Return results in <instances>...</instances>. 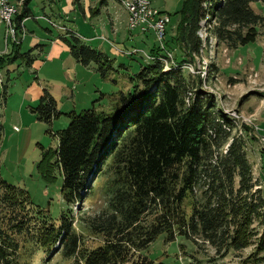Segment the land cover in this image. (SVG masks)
I'll list each match as a JSON object with an SVG mask.
<instances>
[{
    "label": "trees",
    "instance_id": "trees-1",
    "mask_svg": "<svg viewBox=\"0 0 264 264\" xmlns=\"http://www.w3.org/2000/svg\"><path fill=\"white\" fill-rule=\"evenodd\" d=\"M30 2L23 0L14 17L18 28L30 16ZM255 3L264 0H185L175 33L179 50L189 61L199 55L202 23L217 46L235 50L255 43L264 28V17L251 8ZM68 35L61 39L77 64H94L101 78L114 69L108 55ZM19 46L0 58V69L17 60L30 67L36 60L33 52L40 46L25 53ZM184 63L189 62L167 72L159 62L141 66L111 112L65 114L69 122L56 133V148L41 149L37 170L47 184L61 176L67 205L82 201L94 178L105 176V207L78 220L102 244L83 248L70 211L54 224L26 191L0 178V264H26L22 260L38 251L58 250L82 264H153L143 252L161 235L166 242L180 236L208 245L221 256L253 245L248 259L255 262L248 264L263 262L264 198L247 159L250 133L246 127L238 132L237 122L217 114L203 93H192L193 83L181 71ZM31 109L47 124L62 115L45 89Z\"/></svg>",
    "mask_w": 264,
    "mask_h": 264
},
{
    "label": "rangeland",
    "instance_id": "rangeland-1",
    "mask_svg": "<svg viewBox=\"0 0 264 264\" xmlns=\"http://www.w3.org/2000/svg\"><path fill=\"white\" fill-rule=\"evenodd\" d=\"M9 1L17 5L16 0ZM82 1L85 5L90 1L93 7L94 3H98L94 9L99 13L87 12L84 15L78 5H72L74 0H55L54 3L31 0L29 3L30 16L23 22L25 35L20 51H29L32 42H37L42 49L52 45L53 50L50 58L45 57L46 52L44 55L33 52L35 58L47 63L37 70L35 68L39 63L35 62L34 69L37 71L27 68L22 60L5 63L4 68L0 69V178L9 185L26 191L33 205L54 224H58L62 213L70 211L74 219L73 228L82 237V247L89 250L101 245L102 240L91 235L78 224V220L105 207L103 186L106 178L103 175L94 178L90 193L79 203L67 205L61 196V176L56 174V181L47 184L37 170L41 149L56 148L58 142L55 135L66 128L69 122L65 114L79 113L91 108L105 113L111 112L118 94L130 90L133 85L131 78H134L141 66L150 62L146 55L160 44L153 33L133 32L131 40L129 39L126 15L119 1L108 0V4L100 9L97 8L100 6L99 0ZM184 1L151 0L152 8L170 16L163 42L165 54H169L170 61L174 63L170 67H177L183 60L189 62L191 69L181 71L193 83L195 89L192 93L200 91L213 105L217 114L222 113L234 119L238 124V132L243 130L242 127L248 129L250 139L246 148L247 159L252 166L256 188L260 189L264 198V151L256 137L264 136V28H259L255 43L228 50L224 45L217 46L215 39L204 31L205 25L200 24V31L197 33L201 42L199 55L193 56V60L189 61L175 41ZM17 7L19 14L22 5ZM251 8L264 17V3L252 4ZM110 21L114 24L113 27ZM3 31L4 27L1 25L0 52H3L5 45ZM68 32L78 34L85 44H96V41L90 40L98 36L112 41L111 48L117 51H109V47L103 44V53L106 51L105 54L114 61V69L105 78H101L94 64L89 68L77 65L73 69L62 66L61 61L57 62V50L60 46L68 53L66 43L59 37H69ZM134 51L137 52L130 55ZM159 52L160 50L157 54ZM33 72L38 76L41 90H47L55 100L57 113L62 114L49 124L38 121L29 112L30 108H27V105L35 106L39 98L37 95L31 101V98L26 99L24 96V90L29 84L38 86ZM1 84H8L6 89L11 93L6 104L3 102L6 96L2 93ZM253 251L252 245L244 251L229 252L226 256H221L208 245H196L180 236L172 242H166L165 236L161 235L143 254L153 264H248L254 261L248 259ZM22 263L82 264L73 258H64L59 250L50 255L38 251L31 259H23ZM258 264H264V260Z\"/></svg>",
    "mask_w": 264,
    "mask_h": 264
},
{
    "label": "built area",
    "instance_id": "built-area-1",
    "mask_svg": "<svg viewBox=\"0 0 264 264\" xmlns=\"http://www.w3.org/2000/svg\"><path fill=\"white\" fill-rule=\"evenodd\" d=\"M16 1L18 6L23 4V0ZM120 3L127 15L126 27L128 32H137L140 34L153 33L160 44L158 47L160 50L159 54H145L147 59H149L150 62H159L163 66V71H169L172 68L170 65L174 63L170 61V55L165 54V48L163 45L165 28L170 21L169 16L152 8L151 0H120ZM17 5H14L9 0H0V26L2 25L5 29L4 42L6 45L8 42L11 44L21 43L25 35L23 21L20 22L19 28L13 21L15 15L18 14ZM202 24L203 26L205 25V23ZM204 31H206L205 26ZM135 52L137 51L131 52L130 55ZM191 67L190 63H184L181 66V70H190ZM262 103V111L264 112V102ZM248 123L250 122L248 121ZM14 130L17 131L16 128H14ZM256 137L264 151V136L256 135Z\"/></svg>",
    "mask_w": 264,
    "mask_h": 264
},
{
    "label": "crops",
    "instance_id": "crops-1",
    "mask_svg": "<svg viewBox=\"0 0 264 264\" xmlns=\"http://www.w3.org/2000/svg\"><path fill=\"white\" fill-rule=\"evenodd\" d=\"M117 1H119L120 2V0H117ZM99 4H100V6H98L97 8H102V6H105V5H107L108 4V0H105V3L102 5V3L100 2V0H99ZM121 4V3H120ZM72 5H74V6H76V5H78L79 6V9L82 11V13L84 14V15H87V12H90L91 14H98L99 12L97 11V10H95L94 9V7H95V5H98V3L96 4V3H94V7L93 6H91V2L89 1V2H86V5L84 4V1H82V0H80L78 3H74V2H72ZM123 8V7H122ZM89 10V11H88ZM123 11H124V13H125V15H126V12H125V10L123 9ZM72 12H75L74 11V9H72ZM162 13V12H161ZM25 19H27V18H25ZM25 19L24 20H22L23 22L25 21ZM47 20H49V21H51L49 18H47ZM126 20H127V15H126ZM24 24V23H23ZM110 25L113 27L114 26V24L112 23V21H110ZM25 29V27H24V25H23V30ZM129 33V39L130 38H132V35H131V33L130 32H128ZM4 34H5V29H4V31H3V42H4ZM76 34V33H75ZM76 35H78V34H76ZM59 37H62V36H59ZM79 37V36H78ZM79 39L80 40H82V38L81 37H79ZM131 40V39H130ZM22 41H23V39H22ZM22 41H21V43H20V46H19V52L20 53H25V52H21L20 51V48H21V44H22ZM83 41V40H82ZM91 42H93V41H96L97 43L96 44H91V43H86V44H88L90 47H92V48H94V49H96V50H98V51H100V52H104L103 51V49H104V46H103V44H106V47L108 46L109 47V51L111 50V51H113L114 53H115V50L117 51V49H113V48H111V42L112 41H110V40H108V39H105L103 36H98V37H94V39L92 40V38H91V40H90ZM5 43V42H4ZM37 42H32V44H31V47L32 48H34V47H37L38 45L36 44ZM12 45L13 44H5L4 45V50H3V52H0V58L1 57H4V56H7L9 53H13L14 52V50L12 51ZM53 45H54V42H53ZM52 46V45H51ZM47 47V48H45V49H42V48H38V49H36L35 51L37 52V54L38 53H40V55H44L45 54V52H46V55H45V57L47 58L48 56H49V58L51 57V54H52V50H53V47ZM105 47V48H106ZM31 48V49H32ZM67 48V47H66ZM67 50H68V48H67ZM34 51V52H35ZM57 52H58V55L56 56V58H57V62H60L61 61V63H62V66H64V67H67V66H70V67H72L73 69L77 66V65H79V64H77L76 62H75V60L69 55V53H67V52H65L64 51V49H63V47L62 46H60L59 48H58V50H57ZM105 53H106V51H105ZM35 55V54H34ZM107 55V54H106ZM59 57L61 58V59H59ZM39 59V58H38ZM37 58H36V60L31 64V66L30 67H27V68H29L30 70L31 69H33V70H35V69H42V67L45 65V64H47V63H43L42 61H39ZM35 62H38L39 63V65L34 69V66H35ZM24 64V63H23ZM61 65V64H60ZM4 66V65H3ZM2 66V68H4ZM90 67V65L88 66V67H86V68H89ZM37 70H35V71H37ZM34 74V79L35 80H37V82H38V86L36 85V86H34L33 87V85L32 84H29V86L27 87V88H25V94H24V96H25V98L26 99H29V98H31L30 100L31 101H33V100H35L36 99V96L37 97H41V95H42V92H43V90L44 89H42L41 90V86L39 85V79H38V76H37V74H36V72H33ZM10 80V79H9ZM8 84H6L5 85V89H4V86H3V84H1V88L3 89V94L6 96V98L4 99V104H6L7 103V97L8 96H10L11 95V93L10 92H8V90L6 89V88H8V86H7ZM6 90H7V92H6ZM39 98H38V100H39ZM30 101V102H31ZM4 106V105H3ZM34 105H31V106H29V105H27V108H30V113L32 114V115H34V113L32 112V107H33ZM35 116V115H34ZM0 129H1V127H2V122H1V117H0ZM14 128H16V127H14Z\"/></svg>",
    "mask_w": 264,
    "mask_h": 264
},
{
    "label": "bare ground",
    "instance_id": "bare-ground-1",
    "mask_svg": "<svg viewBox=\"0 0 264 264\" xmlns=\"http://www.w3.org/2000/svg\"><path fill=\"white\" fill-rule=\"evenodd\" d=\"M16 16V15H15ZM15 21V20H14Z\"/></svg>",
    "mask_w": 264,
    "mask_h": 264
}]
</instances>
